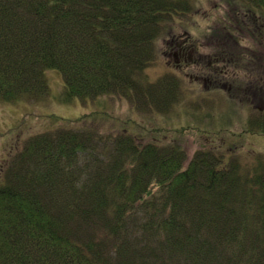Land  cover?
I'll use <instances>...</instances> for the list:
<instances>
[{
  "label": "trees",
  "instance_id": "1",
  "mask_svg": "<svg viewBox=\"0 0 264 264\" xmlns=\"http://www.w3.org/2000/svg\"><path fill=\"white\" fill-rule=\"evenodd\" d=\"M196 2L0 0V99L46 96L45 72L56 70L66 104L115 96L165 113L181 101L180 80L146 71ZM229 2L237 30L244 18L264 39V0ZM252 32L258 55L223 48L207 66L211 89L248 112L244 133L191 126L211 139L191 159L173 130L130 120L104 133L96 113L95 126L82 118L31 137L0 184V264H264V155L227 145L264 136V49Z\"/></svg>",
  "mask_w": 264,
  "mask_h": 264
},
{
  "label": "rangeland",
  "instance_id": "2",
  "mask_svg": "<svg viewBox=\"0 0 264 264\" xmlns=\"http://www.w3.org/2000/svg\"><path fill=\"white\" fill-rule=\"evenodd\" d=\"M238 12V6L229 0H197L194 10L177 18L158 40L157 60L146 71L147 75L154 82L162 76L173 75L182 86L180 103L165 113L153 115L148 108L137 112L127 100L115 96L75 99L66 104L61 99L63 76L56 70L45 72L49 86L46 96L34 99L23 96L16 101L0 99V184L8 162L25 147L31 137L58 128L71 129L82 118L85 119L82 125L95 126L94 119L86 120L87 115L92 113L100 114L96 121L104 133L119 131V127L125 126L130 120L148 128H164L165 133H169L167 129L173 130L168 139L182 143L189 159L201 149L202 144H211L209 137L202 136L191 126L205 129L206 124L211 128L220 121L232 124L231 128L235 132L244 133L242 122L248 117V112L241 104L238 105L241 100L231 98L229 93L211 89L213 81L209 79L207 71V66L219 57L216 53L223 48H237L247 58L250 53L258 55L256 52L260 46L249 31H253L254 36L263 41L264 49L263 30L253 26L250 29L244 18L241 30H237ZM183 43L187 44L184 56L176 51ZM233 45L235 47H230ZM188 52L190 57H186ZM249 67L252 65L249 64ZM204 84L206 88L203 89ZM135 132L140 133L138 129ZM227 139V145L235 144L233 141L245 145L241 151L248 154V157L245 156L247 160L254 151L264 155L262 135L245 133L244 138L227 136Z\"/></svg>",
  "mask_w": 264,
  "mask_h": 264
},
{
  "label": "flooded vegetation",
  "instance_id": "3",
  "mask_svg": "<svg viewBox=\"0 0 264 264\" xmlns=\"http://www.w3.org/2000/svg\"><path fill=\"white\" fill-rule=\"evenodd\" d=\"M180 52H183V50H181Z\"/></svg>",
  "mask_w": 264,
  "mask_h": 264
}]
</instances>
